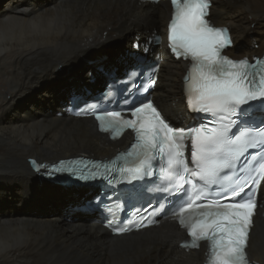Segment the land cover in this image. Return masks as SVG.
Listing matches in <instances>:
<instances>
[{
	"label": "bare ground",
	"instance_id": "1",
	"mask_svg": "<svg viewBox=\"0 0 264 264\" xmlns=\"http://www.w3.org/2000/svg\"><path fill=\"white\" fill-rule=\"evenodd\" d=\"M212 2V21L232 28L237 45L244 47L237 57L261 54L264 0ZM171 13L168 3L151 5L141 0H0V207L6 206L0 215V264H204L206 246L181 250L184 232L170 221L138 234L113 237L88 213L74 210L83 204L81 198L68 206L70 222L61 215L38 217L23 212L42 194L65 192L40 180L34 161L54 164L81 154L111 158L130 142L127 135L110 142L98 133L92 119H76L63 111L78 81L87 80L89 90L99 86L89 81L92 74L101 76L98 68L104 70L106 64L98 63L94 73L58 90L39 92L55 79L80 71L87 60L103 58L111 49L129 44L128 34L134 32L132 42L144 41L153 31L158 35V46L150 50L164 52L165 58L154 99L169 116L186 114L182 103L186 64L165 53ZM157 20H161L160 31ZM24 101L30 104L21 109ZM249 254L251 261L264 264V207L253 227Z\"/></svg>",
	"mask_w": 264,
	"mask_h": 264
},
{
	"label": "snow or ice",
	"instance_id": "2",
	"mask_svg": "<svg viewBox=\"0 0 264 264\" xmlns=\"http://www.w3.org/2000/svg\"><path fill=\"white\" fill-rule=\"evenodd\" d=\"M170 3L173 13L168 24V47L177 58L191 62L185 76L189 108L210 114L211 119L190 128H174L153 102L145 99L129 109V118L118 111L106 113L110 118L107 123L135 133L133 151L126 155L134 156L137 163L122 171L147 176L150 168L164 171L163 161L168 168L177 169L183 183L190 186L191 191L183 189V202L173 212L192 238L190 245L186 242L182 246L199 248L200 241H207L208 264H248L246 249L256 208L255 199L245 190L251 185L215 197L212 193L216 189L211 186L219 183L221 171L232 168L248 147H256L247 138L250 131L264 134V70L258 67L259 61L234 60L222 54L232 40L227 28L212 22L211 0ZM148 83L154 86L155 79L149 77L145 90ZM224 120L228 122L215 123ZM186 136L191 139L190 147L183 143ZM226 146L235 147L225 152ZM186 151L194 168L188 167ZM183 173L190 175L184 177Z\"/></svg>",
	"mask_w": 264,
	"mask_h": 264
},
{
	"label": "rangeland",
	"instance_id": "3",
	"mask_svg": "<svg viewBox=\"0 0 264 264\" xmlns=\"http://www.w3.org/2000/svg\"><path fill=\"white\" fill-rule=\"evenodd\" d=\"M154 19H157V17H154ZM157 22H158V26L156 27V25L154 24L153 27H156L158 29V31H160L161 20L160 21L157 20ZM133 33L128 34V36L131 35V38H129V44L126 42V43H124L122 45L123 47L120 46L117 49H115V48L111 49L110 50L111 51L110 54L108 56L103 57V58H98V57L93 58L92 60L96 59L98 61L94 65H92L91 67H88V68L85 69L84 65H86V63H89V62L92 61V60H87L85 62V64L83 65V67H81L80 71H78V72H76V73H74L72 75L67 76L66 79L65 78L64 79H59V80H57L58 78L55 79L51 84L46 85L43 88H41L39 92L53 91V90H56V89L58 90V88H62L64 84H68L69 81L72 82L74 79H79L80 77H84L86 75V73H88V72L90 74L94 73L93 69L97 66L98 63L106 64L104 66L105 69H108L109 67L118 68V67L122 66V64L125 63V61L127 60V59H125L123 57V55L125 54V50H128L126 47L132 45L131 44L132 43V39H133L132 37H134V36H132ZM244 46H245V44H244ZM82 59L84 60L85 58H82ZM105 69L101 70L100 67L98 68V71H99L98 73H100L101 76H98V78L91 79V83L93 84V86H96V84L101 83L102 78H103L102 77L103 76V71H105ZM78 82H79L78 83V87L73 88L77 92H78V89L86 88L88 86L87 80L86 81H78ZM26 102L27 101H24V103L21 104V109H22V107L24 105L26 106V105L30 104V102H27V103ZM81 155L82 156H88V157H91V158H95L94 156L88 155V154L87 155L86 154H81ZM79 157H81V156H79ZM32 164H36V163H32ZM39 197H41V198H39L38 200L32 202L30 204V206L27 207L25 210L22 209V210H24L23 212L26 215H35V216H38V217H40V216H50L52 214L61 215L64 218V219H62V220H64V222H66V221L70 222L73 219V218H71V213H70V210L68 209L69 208L68 206L72 202L79 201L80 198H82L81 195L70 194V193H68L66 191L65 192L45 193V194L40 195ZM71 210H72V208H71ZM5 211H6V206L5 205L0 207V215L3 212H5Z\"/></svg>",
	"mask_w": 264,
	"mask_h": 264
},
{
	"label": "water",
	"instance_id": "4",
	"mask_svg": "<svg viewBox=\"0 0 264 264\" xmlns=\"http://www.w3.org/2000/svg\"><path fill=\"white\" fill-rule=\"evenodd\" d=\"M97 60H92L84 65L85 68L90 67ZM100 85V83H99ZM40 180L45 181L51 187L62 189L67 192L75 191L77 193L89 194L94 190V181L90 180L75 171L64 169L51 170L48 167H41L40 165H33Z\"/></svg>",
	"mask_w": 264,
	"mask_h": 264
}]
</instances>
